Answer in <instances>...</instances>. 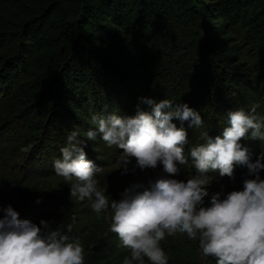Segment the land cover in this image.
Wrapping results in <instances>:
<instances>
[{"label": "trees", "instance_id": "obj_1", "mask_svg": "<svg viewBox=\"0 0 264 264\" xmlns=\"http://www.w3.org/2000/svg\"><path fill=\"white\" fill-rule=\"evenodd\" d=\"M146 99L210 115L202 131L213 138L230 111L255 105L264 116V0H0V209L11 205L45 232L66 231L75 216L84 264H124L129 249L71 197L54 162L77 131L99 167L105 143L86 137L93 115L151 113ZM240 143L253 161L264 152L259 140ZM239 171L221 182L243 190ZM167 247L168 264H193Z\"/></svg>", "mask_w": 264, "mask_h": 264}, {"label": "clouds", "instance_id": "obj_2", "mask_svg": "<svg viewBox=\"0 0 264 264\" xmlns=\"http://www.w3.org/2000/svg\"><path fill=\"white\" fill-rule=\"evenodd\" d=\"M145 102L151 113L138 111L134 117L113 114L107 119L93 115L96 128L86 132L87 140H95L99 134L108 147L123 149L121 167L125 173L135 158V166L141 170L162 164L163 171L174 176L179 172L177 164L186 163L188 134L172 121H190L189 127L200 128L201 115L187 103L169 99ZM256 107L248 112L230 111L222 135L213 138L203 133L204 142L190 149L197 175L186 182L160 178L142 192H136L140 185H134L119 201L110 202L98 188L96 176L102 169L86 158V142L77 131L68 134L54 171L70 185L71 197L91 202L98 217L111 210L110 230L130 251L124 264H144L145 257L150 264H168L160 242L177 233L198 239L202 255L215 258L216 264H264V179L260 176L264 152L253 161L240 143L242 139L264 142V116ZM237 165L254 178H245L243 190L230 191L223 199L221 192L212 194L210 206H204L209 196L207 186L214 179L207 173L219 170L221 177L234 181ZM0 211L4 213L0 218V264H84V249L71 235L75 216L66 231L56 228L45 232L31 221H21L11 205ZM41 225L48 229V222L41 221Z\"/></svg>", "mask_w": 264, "mask_h": 264}, {"label": "rangeland", "instance_id": "obj_3", "mask_svg": "<svg viewBox=\"0 0 264 264\" xmlns=\"http://www.w3.org/2000/svg\"><path fill=\"white\" fill-rule=\"evenodd\" d=\"M151 98V94H147ZM121 115V114H119ZM202 121L210 120V115L207 116V118H204L203 114H200ZM212 119V116H211ZM174 124H176L177 128L183 127L188 136V143L184 145V155L186 157V163L185 164H177V167L179 169V172L174 175L170 176L169 174L165 173L163 171V165L160 164L155 169H145L141 170L138 167H136V161L135 158H131V163L128 164V171L125 173L123 168L121 167V161H122V153L123 149H119L118 147H108L104 141H102L104 144V155L105 159L102 163H100L99 167H101V172L96 176V179L99 181L98 188L102 191H105V194L109 196V200L111 202L112 200L119 201L121 199L122 193L126 189L132 188L134 185H140V187L135 188L136 192H142L146 188H149L150 182H155L157 179L160 178H169V179H177V180H183L187 181V179L192 178V176L197 175V170L195 168L194 160L190 155V149L198 144H201L204 142V139H202L203 133V127L195 128V127H189L190 121H185L181 123V121L177 119H173L172 121ZM28 157V154L26 158ZM27 160V159H26ZM237 182L243 181L245 178H251L247 175V172L245 171H239L238 173ZM207 175H210L214 177L212 183L207 186L209 191V196L205 197V203L204 206H210V199L211 195L216 192H221V199L224 198L226 195V188L229 191L233 190H239L238 187L230 186L234 185L235 183H231L229 181H226L225 183L221 182V176L219 175V170L215 171H209ZM60 181L58 179H53L52 184L53 186H56L57 189L60 188ZM243 187V186H242ZM52 188L50 187V190ZM77 201H79V206L86 209V212H88V215L90 217H94L97 215L94 213L91 209V202L85 200L80 201L78 197H73ZM100 216H103L107 220V224L111 225V210L102 213ZM168 241H173L176 245L181 246V249L183 250V254L185 257H188L193 264H205L207 260H209V257H205L202 255V252L199 249V240H191L187 237V234H180L177 233L174 236H167L164 240L160 242L161 247L165 252H169V249L167 247ZM167 249V250H166ZM167 252V253H168ZM148 260L145 257L144 263L148 264Z\"/></svg>", "mask_w": 264, "mask_h": 264}]
</instances>
